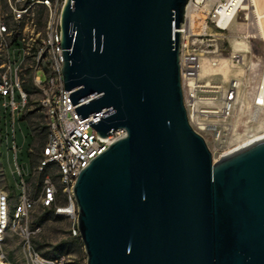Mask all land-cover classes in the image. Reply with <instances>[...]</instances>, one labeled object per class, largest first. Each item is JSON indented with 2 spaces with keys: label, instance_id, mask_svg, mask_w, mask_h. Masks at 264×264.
<instances>
[{
  "label": "water",
  "instance_id": "1",
  "mask_svg": "<svg viewBox=\"0 0 264 264\" xmlns=\"http://www.w3.org/2000/svg\"><path fill=\"white\" fill-rule=\"evenodd\" d=\"M187 0H66L63 89L100 142L75 179L85 264H264V135L213 161L187 121ZM1 264V263H0Z\"/></svg>",
  "mask_w": 264,
  "mask_h": 264
},
{
  "label": "built area",
  "instance_id": "2",
  "mask_svg": "<svg viewBox=\"0 0 264 264\" xmlns=\"http://www.w3.org/2000/svg\"><path fill=\"white\" fill-rule=\"evenodd\" d=\"M65 2L0 0V107L11 118L10 150L14 173L19 179L16 184L19 194L11 208L9 193L0 189L1 264H11L3 249L9 234L20 239V254L25 264L67 263L64 256L45 258L33 248L30 238L39 229L30 230V213L36 206L51 209L55 216L66 219L69 235L78 237L77 207L72 196L75 179L90 159L126 134L124 129L118 128L106 137V141L100 142L86 119H78L68 99L69 92L63 89L60 13ZM245 2L187 0L182 22L177 29H173L179 35V77L188 124L203 138L207 148L210 141L214 148L222 149L221 155L229 152V147L232 150L252 136L241 137L235 126H231L229 133L226 125L233 114L238 83L233 80L224 89L214 81L204 80L201 68L204 61L210 67L217 65L216 59L204 56L211 47L208 42L233 28L238 14L247 11ZM263 78L264 66L260 83L252 95L254 111L264 110ZM26 81L37 93V104L47 126L45 144L36 164L31 165L29 171L17 163L14 131L15 115L23 114L29 108V95L23 90ZM49 170L53 171L52 174L47 173ZM26 174L28 181L24 180ZM0 175L4 180L1 163ZM33 177L39 180L32 185Z\"/></svg>",
  "mask_w": 264,
  "mask_h": 264
},
{
  "label": "rangeland",
  "instance_id": "3",
  "mask_svg": "<svg viewBox=\"0 0 264 264\" xmlns=\"http://www.w3.org/2000/svg\"><path fill=\"white\" fill-rule=\"evenodd\" d=\"M235 22L245 28L244 24L247 21L244 19L242 12L238 14ZM248 35L243 30L232 28L223 36L213 37L208 42L211 44V47L208 48L209 53L204 54V56L216 59L217 65L210 67L204 61L201 68L204 80L214 81L224 89L231 85V79L238 82L233 114L232 117L230 115L227 119L226 125L229 128V133L231 132V126H235L237 133L241 137L255 136L264 132V110L254 111L252 108V95L255 87L260 83L261 71L264 66V41ZM236 42L243 43L244 48L247 50V52L238 53L244 59L243 65L239 64L238 57H232V48ZM12 49L10 54L13 51ZM200 49H205V47ZM15 59L17 60L16 53ZM223 60L228 62V74L226 77L214 74ZM242 71L244 72L243 74ZM25 85L30 89L28 94L29 108L22 114V119L20 115H15L14 131L17 146V163L29 171L31 165L36 164L40 150L46 141L47 126L45 116L37 104L38 96L36 91L30 82L26 81ZM11 144V118L9 113H5L4 109L0 107V163L4 171V180L0 175V189L9 193L10 208L19 194V189L16 187L19 179L14 173L15 166L12 151L10 150ZM208 146L213 161L220 159L222 149L217 146L214 148L210 141ZM228 149L231 150V147ZM223 150L226 149L223 148ZM52 172V170L47 171L49 174H52ZM28 179V174H26L24 180L28 181ZM38 180V177H33L32 185ZM31 191H33V188H31ZM39 221L40 224L36 225ZM29 228L31 231L39 229L31 235L30 241L33 248L45 258H54V254L58 253L66 258V264H85V254L82 245L71 241L70 237L72 236L68 233L69 224L66 219L45 214L42 212L41 207L36 206L30 213ZM20 247L21 241L18 237L12 234L6 237L3 249L7 253L9 263L25 264L21 258ZM8 255H10L13 262L8 259Z\"/></svg>",
  "mask_w": 264,
  "mask_h": 264
},
{
  "label": "bare ground",
  "instance_id": "4",
  "mask_svg": "<svg viewBox=\"0 0 264 264\" xmlns=\"http://www.w3.org/2000/svg\"><path fill=\"white\" fill-rule=\"evenodd\" d=\"M244 6H246L247 11L243 13L244 19H246L247 23L244 26L238 25L236 22L233 23V28L236 30H243L249 37L262 39L264 41V0H246ZM245 9V8H242ZM233 55L232 57H238V62L240 65L244 64V59L241 58L239 52H247L244 48V44L241 42L234 43L232 48ZM244 72L242 71V74ZM214 74H220L223 77H226L228 74V62L227 60H223L221 62L220 67L215 71ZM233 81V79H231ZM238 83L237 81H235ZM262 85H264V78L261 81ZM264 135V132L252 136L248 140L243 143H246L256 137ZM242 143V144H243ZM241 145V144H240ZM239 146V145H238ZM236 148V147H235ZM231 151V150H230ZM215 161V160H214Z\"/></svg>",
  "mask_w": 264,
  "mask_h": 264
},
{
  "label": "trees",
  "instance_id": "5",
  "mask_svg": "<svg viewBox=\"0 0 264 264\" xmlns=\"http://www.w3.org/2000/svg\"><path fill=\"white\" fill-rule=\"evenodd\" d=\"M23 90L25 91V92H27L28 94L30 93V89L28 88V86L27 85H23ZM32 138H33V136H32ZM45 144V143H44ZM44 144H43V146H44ZM42 146V147H43ZM42 212H44L45 214H50V215H54L53 214V211L51 210V209H42ZM55 216V215H54ZM40 224V221L39 222H37L36 223V225H39ZM71 238V241L73 242V243H77L78 245L80 244V240L78 239V237H70ZM58 248V247H57ZM58 257H60V255L58 254V253H55L54 254V258H50V259H55V258H58Z\"/></svg>",
  "mask_w": 264,
  "mask_h": 264
},
{
  "label": "crops",
  "instance_id": "6",
  "mask_svg": "<svg viewBox=\"0 0 264 264\" xmlns=\"http://www.w3.org/2000/svg\"><path fill=\"white\" fill-rule=\"evenodd\" d=\"M20 116H21L20 118L22 119V114H20ZM8 259H9L10 261H12L10 255H8ZM12 262H13V261H12Z\"/></svg>",
  "mask_w": 264,
  "mask_h": 264
}]
</instances>
